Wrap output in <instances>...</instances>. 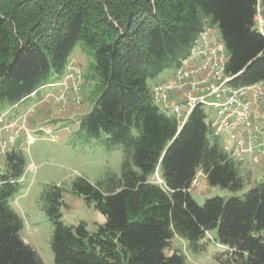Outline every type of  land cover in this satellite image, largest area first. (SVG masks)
Instances as JSON below:
<instances>
[{
  "label": "trees",
  "instance_id": "1",
  "mask_svg": "<svg viewBox=\"0 0 264 264\" xmlns=\"http://www.w3.org/2000/svg\"><path fill=\"white\" fill-rule=\"evenodd\" d=\"M264 0H0V104L13 105L69 67L78 41L94 57L99 96L79 128L107 138L124 153L121 178L103 190L82 178L72 190L105 222H61L62 191L42 196L53 225L54 264H183L165 251L174 236L195 245L209 231L230 252L221 264H264V182L243 197L197 204L190 192L201 172L208 186L243 187L236 163L217 142L206 110L196 108L181 129L154 104L147 81L176 69L205 28H218L234 86L264 89ZM0 173V264H42L20 236L9 201L25 171L21 150L3 158ZM133 165L138 172L133 171ZM158 173L164 187L150 181Z\"/></svg>",
  "mask_w": 264,
  "mask_h": 264
},
{
  "label": "rangeland",
  "instance_id": "2",
  "mask_svg": "<svg viewBox=\"0 0 264 264\" xmlns=\"http://www.w3.org/2000/svg\"><path fill=\"white\" fill-rule=\"evenodd\" d=\"M256 21L258 29L264 34V20L258 15ZM213 32L222 42L218 28H213ZM69 61V66L78 77L67 78L68 68L61 75L51 74L45 83L55 82L58 85L41 89L36 99L22 101L18 112L20 115L16 118L23 120L26 112L32 108L35 110L27 120L34 142L22 150L25 171L20 180V190L9 201V206L22 221V240L31 247L42 264H54L50 250L53 225L42 205L46 189L54 186L61 189L60 213L64 225L76 226L83 222L89 232H94L96 225L103 224L105 218L94 210L93 204L73 192L72 184L82 178L105 190L109 179L117 181L121 178L124 161L121 147H106V135L91 139L79 128L81 119L92 110L99 96L98 79L93 76L92 52L78 41L70 53ZM174 78L175 69L168 66L157 77L147 81V88L152 91L157 86H167ZM199 81L201 80L191 78L193 83ZM188 90L187 85H182L169 94L181 97ZM45 97L50 99L49 103L38 104L39 99ZM8 108L9 105L0 104V114L5 113ZM224 140L225 135L217 137L220 147ZM260 157L236 162L243 187L235 192L208 186L204 175L199 172L190 189L193 200L203 205L206 200L214 197H243L249 190L264 182V154ZM3 158L0 156V173L4 167ZM131 168L138 172L133 165ZM157 176L159 177L158 173ZM150 181L158 184L156 176L150 178ZM229 253L226 247L218 243L214 230L207 232L195 245L174 236L165 251L167 256L181 255L184 258L183 264H221Z\"/></svg>",
  "mask_w": 264,
  "mask_h": 264
},
{
  "label": "built area",
  "instance_id": "3",
  "mask_svg": "<svg viewBox=\"0 0 264 264\" xmlns=\"http://www.w3.org/2000/svg\"><path fill=\"white\" fill-rule=\"evenodd\" d=\"M226 61L223 43L213 29L205 28L192 44L188 56L180 60L174 81L167 86L155 87L151 91V98L163 114L176 119L179 129L194 109H205L213 134L216 137L225 135L222 149L226 155L235 163L245 162L264 154V89L261 84L234 86L233 80L237 75L226 74ZM72 69L68 67L69 79L78 77ZM191 78L201 81L193 83ZM57 85L55 82L43 85L0 114L1 157L14 148L25 150L27 145L34 142L27 120L35 110L32 108L26 112L23 120L16 119L20 115L21 102L36 99L41 89ZM182 85L189 88L186 94L181 97L169 94ZM49 100L48 97L40 98L38 104L47 105ZM155 176L158 185L164 186L157 173Z\"/></svg>",
  "mask_w": 264,
  "mask_h": 264
},
{
  "label": "water",
  "instance_id": "4",
  "mask_svg": "<svg viewBox=\"0 0 264 264\" xmlns=\"http://www.w3.org/2000/svg\"><path fill=\"white\" fill-rule=\"evenodd\" d=\"M258 15L264 20V9H260Z\"/></svg>",
  "mask_w": 264,
  "mask_h": 264
}]
</instances>
